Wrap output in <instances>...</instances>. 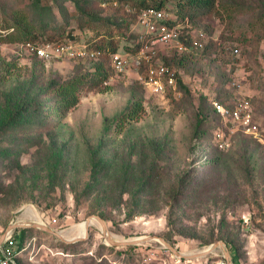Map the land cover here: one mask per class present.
I'll list each match as a JSON object with an SVG mask.
<instances>
[{"label":"rangeland","instance_id":"374dc122","mask_svg":"<svg viewBox=\"0 0 264 264\" xmlns=\"http://www.w3.org/2000/svg\"><path fill=\"white\" fill-rule=\"evenodd\" d=\"M128 1L0 0V6L44 14L39 21L49 31L64 25V37L74 42H92L94 26L112 27L119 48L134 50ZM177 1L166 0V8ZM215 1L211 14L193 23L207 32L210 47L171 64L182 80L165 96L151 93L136 69L116 73L103 58L102 77L95 58H41L24 41L0 37V236L17 224L9 231L17 264H216L221 257L228 264L225 248L232 264H264V0ZM173 52L174 45L158 46L161 59ZM73 77L83 79L78 102L61 116L49 114L44 103L53 87ZM242 96L252 103L254 132H238L227 150L202 164L200 147L193 148L200 123L212 124L214 100ZM134 99L142 102L137 117L120 122ZM123 167L132 194L111 197L103 191L115 189ZM100 205L106 217L93 211ZM91 215L107 229L92 217L83 234Z\"/></svg>","mask_w":264,"mask_h":264},{"label":"built area","instance_id":"2783aa9c","mask_svg":"<svg viewBox=\"0 0 264 264\" xmlns=\"http://www.w3.org/2000/svg\"><path fill=\"white\" fill-rule=\"evenodd\" d=\"M131 32L137 35L138 49L118 48L111 52L109 54L111 66L116 73L136 69L143 84L151 93L160 96L177 92L182 77L176 67L158 57V46L174 45L175 51L183 54L203 49L209 40L207 32L202 28H195L188 17L180 19L177 14L164 7L150 6L141 9ZM24 44L41 58L62 55L97 58L99 55L98 50L89 49L85 42H74L67 38L42 42L26 41ZM135 44L131 46L134 47ZM213 106L221 120L212 137L214 145L219 149H226L238 132L248 134L254 132L256 120L249 98L237 97L227 103L214 100ZM16 247L17 241L13 234L8 232L0 243V264H17ZM26 247L24 244L21 250ZM216 264H227V261L221 257Z\"/></svg>","mask_w":264,"mask_h":264},{"label":"trees","instance_id":"16d2710c","mask_svg":"<svg viewBox=\"0 0 264 264\" xmlns=\"http://www.w3.org/2000/svg\"><path fill=\"white\" fill-rule=\"evenodd\" d=\"M107 1V0H105ZM166 0H130L127 3L131 4L133 7H128L129 11H132L133 15L131 17L130 23L128 26L132 27L137 19V15L139 11L146 7H159L166 8ZM215 0H179L175 3V9L172 11L177 14L178 18L185 19L188 17L193 23H195V19L200 16H205L211 14V12L215 8ZM232 9L230 6L229 10ZM229 12H232L229 11ZM218 13V11H217ZM41 18H44V14L35 13V11H28L26 7H11L7 9L3 4L0 6V37H4L9 41H48L55 39H70L69 37H64L66 32V27L64 25H60L56 31H49L48 24L45 21L42 23L39 21ZM96 29V38L93 39L92 42L86 43L87 47L91 50H98L99 55L95 60L100 61L96 66V71L102 77L107 76V71L104 69L102 65V60L104 61L109 59V54L113 51H116L119 48L118 38L115 36L112 27H105L103 32H99L97 26L93 27ZM131 29V28H130ZM106 33L107 35H104ZM134 38L135 41V50L138 49L139 43L137 42V35L129 32L127 38ZM75 41V39L73 40ZM210 40L206 43L205 47L201 49L202 52L206 51L210 47ZM189 55L184 53L179 55L176 51L170 53L168 55H164L162 60L167 64H177L183 62L185 58ZM83 83V79L81 77H73L66 82H62L58 85H55L53 89L56 91L55 95L49 101H45L44 106L45 109L48 110L49 114H52L56 117L61 116L63 110L69 106L75 105L78 102V90L79 86ZM221 102L227 103L231 101H226L224 99L220 100ZM139 108H142V102L138 99H134L129 107L125 111H123L120 115V122L123 120H128L132 118H136L138 114ZM213 117L211 120L212 124L208 127L201 125L197 134L194 136L196 143L193 148L195 150L200 147L198 151V156L204 158L202 164L211 163L214 160L213 152H221L227 149H219L214 145V148L211 150V139L213 137V130L220 126L221 120L219 114L215 111L214 106H212ZM208 119H202V122H207ZM194 141V142H195ZM202 145V147H201ZM228 148V147H227ZM217 153V152H216ZM217 159V158H216ZM201 164V165H202ZM95 167L96 164H92ZM97 168V167H96ZM108 169L104 170V179L108 180ZM116 173H119V177L115 182V189L105 190L104 193H108L111 197L119 194L123 195L125 193L132 194L131 189L125 187V181L122 178L129 177L130 172L129 168L124 169H116ZM99 174L95 170L92 169V173L90 175V180L92 183L98 181ZM93 211L98 212L101 216L106 217L108 214V209L104 205L96 206L93 208ZM25 244V243H24ZM23 244V245H24ZM20 245V248L23 247Z\"/></svg>","mask_w":264,"mask_h":264},{"label":"water","instance_id":"95a60500","mask_svg":"<svg viewBox=\"0 0 264 264\" xmlns=\"http://www.w3.org/2000/svg\"><path fill=\"white\" fill-rule=\"evenodd\" d=\"M92 217H96L97 219H99L101 222H102V225L104 227V229L106 230L107 229V226H106V222L105 220L99 216V215H91L87 218L86 220V229L88 228L89 224H90V221L92 219ZM17 224H11L7 227L6 231H4L2 233V235L0 236V243L4 240V238L6 237L7 233L16 226ZM39 225L38 227L40 226H44V225H41V224H37ZM109 240L114 242V243H118V241H115L113 240L110 236H108ZM148 237H143V238H138V239H135L133 241H125V242H119V243H123V244H128V243H137L143 239H146ZM163 242H165L170 249H172V251H174V253H176L177 255H179L180 257L184 256V254L180 253L177 249H175L174 247H172L171 245H169L163 238H160ZM220 243L219 242H216V243H213L207 250L204 251V253H207L209 251H211L213 248L217 247ZM223 245L225 246V244L223 243ZM225 256L227 257L228 259V264H232V262L230 261V259L228 258L229 257V250L227 248H225Z\"/></svg>","mask_w":264,"mask_h":264},{"label":"bare ground","instance_id":"6f19581e","mask_svg":"<svg viewBox=\"0 0 264 264\" xmlns=\"http://www.w3.org/2000/svg\"><path fill=\"white\" fill-rule=\"evenodd\" d=\"M93 219V218H92ZM94 220V219H93ZM93 222V221H92ZM36 223V222H35ZM25 224V223H23ZM29 224V223H28ZM85 228H86V221L82 222L81 224V232L84 234L85 233ZM104 232V231H103ZM71 239L70 236H65V240ZM127 239V238H126Z\"/></svg>","mask_w":264,"mask_h":264}]
</instances>
